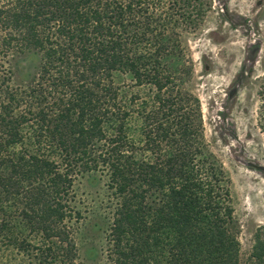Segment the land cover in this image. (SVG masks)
I'll use <instances>...</instances> for the list:
<instances>
[{"label": "trees", "instance_id": "obj_1", "mask_svg": "<svg viewBox=\"0 0 264 264\" xmlns=\"http://www.w3.org/2000/svg\"><path fill=\"white\" fill-rule=\"evenodd\" d=\"M211 0H0V264H80L79 178L109 195L102 264H264L191 90Z\"/></svg>", "mask_w": 264, "mask_h": 264}, {"label": "rangeland", "instance_id": "obj_2", "mask_svg": "<svg viewBox=\"0 0 264 264\" xmlns=\"http://www.w3.org/2000/svg\"><path fill=\"white\" fill-rule=\"evenodd\" d=\"M213 10L188 45L194 61L191 90L200 98L206 139L231 181L235 228L243 254L264 226V0H211ZM86 220L76 240L80 264H102L109 195L99 175L76 182Z\"/></svg>", "mask_w": 264, "mask_h": 264}, {"label": "water", "instance_id": "obj_3", "mask_svg": "<svg viewBox=\"0 0 264 264\" xmlns=\"http://www.w3.org/2000/svg\"><path fill=\"white\" fill-rule=\"evenodd\" d=\"M249 165L252 168H254V169H257V170H260V171H263L264 172V165H258V164H253V163H250Z\"/></svg>", "mask_w": 264, "mask_h": 264}]
</instances>
